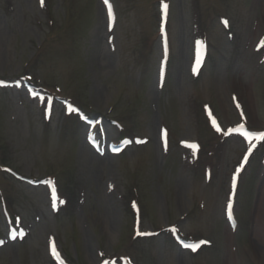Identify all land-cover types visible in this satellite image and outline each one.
<instances>
[{"label":"rangeland","instance_id":"obj_1","mask_svg":"<svg viewBox=\"0 0 264 264\" xmlns=\"http://www.w3.org/2000/svg\"><path fill=\"white\" fill-rule=\"evenodd\" d=\"M262 42L264 0H0V264H264Z\"/></svg>","mask_w":264,"mask_h":264},{"label":"snow or ice","instance_id":"obj_2","mask_svg":"<svg viewBox=\"0 0 264 264\" xmlns=\"http://www.w3.org/2000/svg\"><path fill=\"white\" fill-rule=\"evenodd\" d=\"M105 3H107V0H105ZM41 4H43V0H41ZM164 10H165V12L167 10V5L166 4L164 5ZM109 15H111L110 11H109ZM224 23H225V25H227L226 21ZM262 46H264V42H262ZM217 131H220V129L218 127H217ZM243 134H244L246 139H250V134L249 133L245 132ZM257 138L260 139V140H264V133H260ZM173 231H175V230L173 229ZM138 234H140V233H138ZM144 235H147V233H145ZM53 251H54V247H53ZM193 251H195V247H193Z\"/></svg>","mask_w":264,"mask_h":264},{"label":"bare ground","instance_id":"obj_3","mask_svg":"<svg viewBox=\"0 0 264 264\" xmlns=\"http://www.w3.org/2000/svg\"><path fill=\"white\" fill-rule=\"evenodd\" d=\"M263 219H264V216H262V212H261L260 215H259V222L263 223Z\"/></svg>","mask_w":264,"mask_h":264}]
</instances>
